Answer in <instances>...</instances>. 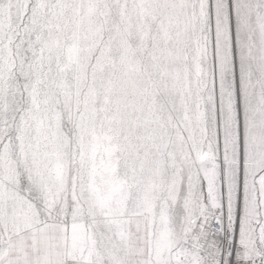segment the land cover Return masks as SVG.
I'll list each match as a JSON object with an SVG mask.
<instances>
[{"label": "snow or ice", "instance_id": "1", "mask_svg": "<svg viewBox=\"0 0 264 264\" xmlns=\"http://www.w3.org/2000/svg\"><path fill=\"white\" fill-rule=\"evenodd\" d=\"M0 264H264V0H0Z\"/></svg>", "mask_w": 264, "mask_h": 264}]
</instances>
